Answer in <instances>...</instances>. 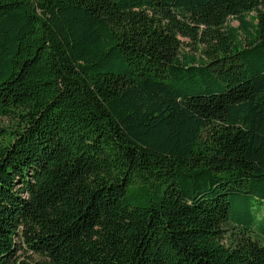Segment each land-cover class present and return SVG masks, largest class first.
Masks as SVG:
<instances>
[{
  "label": "trees",
  "instance_id": "obj_1",
  "mask_svg": "<svg viewBox=\"0 0 264 264\" xmlns=\"http://www.w3.org/2000/svg\"><path fill=\"white\" fill-rule=\"evenodd\" d=\"M0 120V264H264V0H0Z\"/></svg>",
  "mask_w": 264,
  "mask_h": 264
},
{
  "label": "rangeland",
  "instance_id": "obj_2",
  "mask_svg": "<svg viewBox=\"0 0 264 264\" xmlns=\"http://www.w3.org/2000/svg\"><path fill=\"white\" fill-rule=\"evenodd\" d=\"M230 25L236 27L238 25V22L236 20H231L230 21ZM185 50L187 52H189V53H193L194 54V51L191 50L190 47H187ZM3 122H4L3 120H0V123H3Z\"/></svg>",
  "mask_w": 264,
  "mask_h": 264
}]
</instances>
